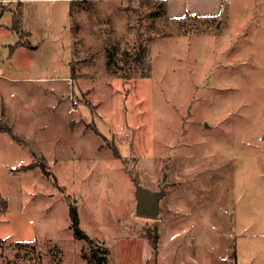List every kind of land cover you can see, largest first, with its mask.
I'll return each mask as SVG.
<instances>
[{"label":"rangeland","instance_id":"rangeland-1","mask_svg":"<svg viewBox=\"0 0 264 264\" xmlns=\"http://www.w3.org/2000/svg\"><path fill=\"white\" fill-rule=\"evenodd\" d=\"M68 1L25 2L28 36L0 18L2 93L40 91L0 131V264H93L71 206L107 264H264V0L179 19ZM17 39L37 48L14 58ZM136 182L164 189L155 217Z\"/></svg>","mask_w":264,"mask_h":264},{"label":"crops","instance_id":"crops-1","mask_svg":"<svg viewBox=\"0 0 264 264\" xmlns=\"http://www.w3.org/2000/svg\"><path fill=\"white\" fill-rule=\"evenodd\" d=\"M31 0H24V1H20V2H14L8 6H2L0 7V18L3 17V15L5 14V12H10L13 16L16 15L17 17H13L12 16V22H11V26H9L8 24L5 25L9 28V30H14L17 32V34H22L23 36H28L30 35V33L32 34L33 31L35 30V26L28 22L25 19L26 16V12L28 10V8L25 5V2H29ZM75 1V0H74ZM73 0H69V7H70V3L74 2ZM165 5H166V16L169 18H181L183 16H186L187 14H192V15H198L200 17H209V16H214L219 14L222 9L225 7V2L227 0H163ZM229 1V0H228ZM15 13V14H14ZM70 14L72 15V9L70 7ZM76 24H78L79 28L75 29V34L73 33V27L75 28ZM2 27H0L1 30ZM50 29V28H49ZM83 29V22H80L79 20H77V18H74V23L71 22L70 24V31H71V37H72V45L74 43V40L77 38L75 35L78 34L81 38L83 37L81 35V31ZM75 37H74V36ZM84 38V37H83ZM78 40V38H77ZM78 42V41H77ZM23 48H28V50H34L35 48H37V45L33 44L30 40H28V43L26 44L25 42H23L22 40H15V47L13 49V56L14 58L18 55H22L21 53H25V51L23 50ZM77 50V52H76ZM74 51V48L71 49V52H73V54H77L79 53V49H76ZM81 51V49H80ZM26 68L30 67V63L29 65L25 64ZM5 76V72L4 70L1 68L0 69V115L3 116V118L10 123L9 126H11L12 128L14 127V123L12 122V117L9 114L10 111L12 110V105L15 104H28L31 103L33 98H37V94L40 92L39 88H33L31 85V82H33V77L30 78H26L23 79L20 76L19 77H11V82H15L13 84H11V87L16 89L17 86L15 87V84L19 81H23L25 80V82H30L27 84L29 87H27L26 89H23V92H25L27 94V98L28 101L26 99L23 98L24 93L22 92V95L12 91V93L10 94L9 97L4 96V94L2 93V86L5 85V81L1 80L4 79ZM41 78V77H39ZM38 78V79H39ZM36 79V80H38ZM22 87V86H21ZM24 88V87H22ZM60 88L61 85L58 83V85H51L49 90L51 93L56 94V93H60ZM58 98H60V96L58 95ZM35 100V99H34ZM19 107V106H18ZM24 107H26L27 109L31 108V106L29 105H24ZM48 105L45 107L47 108ZM13 131H15V129H13ZM15 134L16 131H15Z\"/></svg>","mask_w":264,"mask_h":264},{"label":"trees","instance_id":"trees-1","mask_svg":"<svg viewBox=\"0 0 264 264\" xmlns=\"http://www.w3.org/2000/svg\"><path fill=\"white\" fill-rule=\"evenodd\" d=\"M74 1V0H73ZM152 0H140L139 1V5L143 6L145 5H149L151 3ZM158 1L155 4V8L154 10L149 11L152 16H166V5L164 3L163 0H155ZM75 3H70V7L71 9H73ZM136 11H138V8H135ZM186 16H190V17H194V16H198V15H192V14H187ZM0 131H7L10 134H12V129L11 127L5 122L2 125H0ZM8 204H7V199L5 198L4 204H0V210H5L7 209ZM70 217L72 220V226L74 227V232L76 234V236L78 238H85L90 246L92 247V249L94 248V251L92 253V257L90 259V262H92L93 264H107V249H101V247L95 243L94 241L83 231H81V229H79V217L77 216V210L74 206L70 207ZM151 245H153L154 247L155 245V240L151 239L150 241Z\"/></svg>","mask_w":264,"mask_h":264},{"label":"water","instance_id":"water-1","mask_svg":"<svg viewBox=\"0 0 264 264\" xmlns=\"http://www.w3.org/2000/svg\"><path fill=\"white\" fill-rule=\"evenodd\" d=\"M136 190L134 193L136 204V212L147 216L155 217L160 210V199L164 195V189L152 191L150 188L135 184Z\"/></svg>","mask_w":264,"mask_h":264},{"label":"built area","instance_id":"built-area-1","mask_svg":"<svg viewBox=\"0 0 264 264\" xmlns=\"http://www.w3.org/2000/svg\"><path fill=\"white\" fill-rule=\"evenodd\" d=\"M20 1H24V0H0V7H2V6H8V5H10V4L14 3V2H20ZM102 1H104V0H102ZM72 102L75 105L77 104V101L76 100H74Z\"/></svg>","mask_w":264,"mask_h":264}]
</instances>
